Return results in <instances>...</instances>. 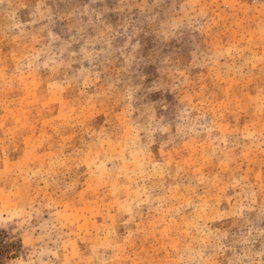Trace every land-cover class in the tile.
Listing matches in <instances>:
<instances>
[{
	"label": "rangeland",
	"instance_id": "1",
	"mask_svg": "<svg viewBox=\"0 0 264 264\" xmlns=\"http://www.w3.org/2000/svg\"><path fill=\"white\" fill-rule=\"evenodd\" d=\"M0 264H264V4L0 0Z\"/></svg>",
	"mask_w": 264,
	"mask_h": 264
},
{
	"label": "built area",
	"instance_id": "2",
	"mask_svg": "<svg viewBox=\"0 0 264 264\" xmlns=\"http://www.w3.org/2000/svg\"><path fill=\"white\" fill-rule=\"evenodd\" d=\"M248 2H253V3H259V4H264V0H246Z\"/></svg>",
	"mask_w": 264,
	"mask_h": 264
}]
</instances>
